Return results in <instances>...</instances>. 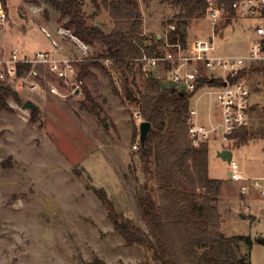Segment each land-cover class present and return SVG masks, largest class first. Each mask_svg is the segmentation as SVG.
<instances>
[{
  "label": "rangeland",
  "instance_id": "1",
  "mask_svg": "<svg viewBox=\"0 0 264 264\" xmlns=\"http://www.w3.org/2000/svg\"><path fill=\"white\" fill-rule=\"evenodd\" d=\"M81 1L88 24L110 31L113 21L106 8L101 4L95 11L91 0ZM138 1L146 42L156 41L155 34L165 33L168 20L180 8L171 0ZM3 9L6 20L0 24L2 50L14 49L18 56H31L46 49L57 51L51 37L41 30L43 25L55 37L52 21L59 24L65 21L50 1L6 0V9ZM255 22L257 19L236 11L229 23L224 18L213 29L204 13L189 21L186 42L213 35L218 54L245 55L254 37L251 25ZM68 33L64 32L58 39L57 46L66 58L78 62L87 57L97 58L100 44L86 46L85 51L77 50ZM96 62L100 63V59ZM102 64L108 66L107 61ZM99 65L89 66L90 73L81 78L79 94L71 93L62 82L52 79L66 93V96L56 95L58 101L52 102L38 93L43 88L19 90L17 93L23 102L29 99L39 109L34 123L29 121V109H22L11 98L8 103L13 111L0 112V264H86L92 256L106 264H141L148 254L141 245H124L91 188L103 187L114 208L145 229L134 203L138 196L137 169L130 154L134 138L130 139L127 134L130 121L132 131L134 125L137 130L140 121L133 116L135 109L114 93L108 75ZM44 69L36 68L41 85L45 84ZM156 75L162 86L173 85L164 73L156 72ZM246 77L250 103L264 105V91L254 89L257 82L264 83V71ZM142 79L143 75L136 72L138 85ZM113 83L118 85L115 77ZM85 89L91 101L85 98ZM39 94L41 99L45 98L46 106L37 97ZM107 97H113L114 102L110 100L113 103L108 104ZM196 98H200L198 104ZM190 101L204 116L208 114L205 116L207 127L211 121L214 124L220 121L217 101L208 94L207 87H201ZM110 104L118 124L117 128H108L104 137L110 141L103 145L101 128L106 121L112 124L107 112ZM251 121L256 132L246 143L237 145L223 139L221 131L210 135L208 173L221 180L217 206L223 233L250 236L252 243H240L237 254L246 256L251 264H264V197L255 189L241 194V182H229V162L218 155L223 149H229L231 159L241 164L244 176L264 177V135L261 131L257 133L264 125V111L250 116ZM140 174L143 175L141 166Z\"/></svg>",
  "mask_w": 264,
  "mask_h": 264
},
{
  "label": "trees",
  "instance_id": "2",
  "mask_svg": "<svg viewBox=\"0 0 264 264\" xmlns=\"http://www.w3.org/2000/svg\"><path fill=\"white\" fill-rule=\"evenodd\" d=\"M65 18L64 25L84 44H100L96 62L84 58L78 62V78L89 72L90 65H99L108 75L113 91L132 106L142 120L150 123L144 145L137 153L144 175L143 193L136 197V207L145 229L132 219L118 212L103 187H91L104 206L113 231L121 235L124 245H141L148 252L141 264H251L246 256L237 254L240 243L251 244L248 235L227 236L221 231V214L217 206L221 180L208 173V144L194 146L187 132V114L190 98L206 84H217L219 80L202 77L194 92L179 90L175 86L164 87L157 75L142 71L136 61L142 51L151 55L161 39L146 42L142 32V13L138 0H91L95 11L100 5L106 8L113 27L105 32L98 25L88 24L82 11L81 0H48ZM225 9L227 23L235 17L233 3L238 0H215ZM6 9V0H0ZM180 11L169 19L176 29L168 33L170 42L186 44V30L180 25L201 17L205 13L207 0H171ZM107 61L108 66L102 63ZM29 64L18 66V71H28ZM264 71V65L252 66L240 75L248 76ZM136 72L143 75L141 85L136 83ZM116 78L118 85L113 83ZM85 98L91 101L85 89ZM22 105L23 100L9 83L0 81V112H12L8 99ZM264 111V108L263 110ZM39 109L29 110V121H37ZM132 137L138 130L134 125ZM264 135V125L257 133ZM253 128L241 127L227 135L235 144L246 143L254 136ZM86 264H106L92 256Z\"/></svg>",
  "mask_w": 264,
  "mask_h": 264
},
{
  "label": "built area",
  "instance_id": "3",
  "mask_svg": "<svg viewBox=\"0 0 264 264\" xmlns=\"http://www.w3.org/2000/svg\"><path fill=\"white\" fill-rule=\"evenodd\" d=\"M233 7L235 11L257 19V22L251 25L254 37L247 54H218L213 35L197 38L190 45H182L178 40L170 42L168 33L176 29V24L172 22L167 24L165 33L159 37L161 40L156 51L149 55L141 48L142 54L136 59L144 71L160 70L177 89L188 93L196 90L202 77L219 80L217 84L203 85L207 87L208 94L213 95L217 101L219 123L207 127L199 120L196 108L191 105L188 108L187 132L194 146L207 142L215 131H221L223 139H227V135L233 130L250 125V90L245 84L246 75L241 76L240 73L252 66L264 65V0H238L233 3ZM205 14L210 18L214 29L220 20L225 18V9L215 0H207ZM5 20V11L0 3V24ZM42 30L50 36L45 29ZM64 32L66 31L63 29L59 30L62 35ZM51 43L56 50L58 43L54 40ZM79 47L80 50H86V46L81 43ZM77 62L78 60L57 56L54 50L38 51L31 56H18L14 49L0 51V81L9 83L16 91L24 87L31 91L46 88L50 94L66 96V93L59 90L60 85L52 79L62 82L71 93L79 92L83 80L78 78ZM23 64H29L30 68L28 71L19 72L18 66ZM37 66L45 68L47 72L46 77H42L45 84H40L35 69ZM261 89L264 91V83L261 84ZM133 116L135 120H142L138 111L134 110ZM138 147L139 143L132 145L133 150ZM228 177L230 181L241 182V194L255 189L264 197V177L244 176L239 162L230 160Z\"/></svg>",
  "mask_w": 264,
  "mask_h": 264
},
{
  "label": "crops",
  "instance_id": "4",
  "mask_svg": "<svg viewBox=\"0 0 264 264\" xmlns=\"http://www.w3.org/2000/svg\"><path fill=\"white\" fill-rule=\"evenodd\" d=\"M138 3H139V1H138ZM139 8H140V6H139ZM142 13V12H141ZM49 19V18H48ZM48 19H44V21H46V20H48ZM66 21V20H65ZM65 21L64 22H60V23H62V24H59L58 23V21H56V22H53L52 21V27L54 28V31H55V37H53V35L51 34V32L46 28V27H44L43 25L41 26V30L42 29H45L48 33H49V35H50V37H51V41L52 40H54V41H56L58 44H59V40L58 39H60L61 37H63V35L62 34H60L59 33V30H64V31H66V33L67 32H69L68 34H69V36L71 37V39H72V43L75 45V47L77 48V50H80V47H79V45H80V43L81 44H83V45H85V46H89V45H86V44H84L83 42H81L73 33H72V31H71V28H69V27H67V26H65L64 25V23H65ZM143 23H144V19H143V14H142V25H143ZM186 28H187V26H186ZM51 30V29H50ZM43 31V30H42ZM144 33H146L145 31H144ZM46 35V34H45ZM145 35V34H144ZM47 36V35H46ZM155 36H156V39H159V37H160V35L159 34H155ZM187 44H191V43H189V42H186ZM52 44V43H51ZM53 46V45H52ZM57 51H59L60 49L59 48H57L56 49ZM0 51H4V50H2L1 48H0ZM57 51H55V54L57 55V56H66L65 54H63L62 53V51H59L58 53H57ZM60 54V55H59ZM37 67H39V68H42V67H40V66H37ZM37 67H35V69L37 68ZM37 71V70H36ZM151 72H153V71H151ZM156 72H161L160 70H156V71H154L153 72V74L154 75H156ZM47 73V72H46ZM90 73V72H89ZM88 73V74H89ZM87 74V75H88ZM87 75H86V77H87ZM165 76V75H164ZM247 78V77H246ZM261 84H262V82H257L256 84H255V87H254V89L256 90L257 88H261ZM24 89V88H23ZM21 90V89H20ZM19 91V90H18ZM17 91V92H18ZM42 91L43 92H38V93H42L44 96H46V98L47 99H49V100H52V102L53 101H58V98H56V95L55 94H50L49 92H48V90L46 89V88H43L42 89ZM80 93V91L79 92H77V93H75V94H79ZM55 96V97H54ZM57 96H60V95H57ZM194 96V95H193ZM193 96H191V98L193 97ZM37 97H39L40 98V94L39 95H37ZM191 98H190V100H191ZM27 99V98H26ZM27 100H29V99H27ZM40 100H42L41 102L44 104V102H45V98H43V99H41L40 98ZM110 100H112L113 102H114V100H113V97L111 98V97H107V103L109 104L110 102H112V101H110ZM199 100H200V98H196V102H197V104H198V102H199ZM15 102V101H14ZM112 102V103H113ZM196 104V105H197ZM45 105V104H44ZM111 105V104H110ZM190 105H191V101H190ZM46 106V105H45ZM262 107H264V105H261L260 103H255V104H252V109H251V112H250V114H249V117L251 116V117H254L255 116V114L257 113V112H259V111H262L263 110V108ZM112 105L111 106H109L108 105V116H109V119H110V117L112 118V124L110 125V123L109 122H105L104 124H103V127L101 128V131H100V141L103 143V145H104V143H107V142H109L110 140H107V139H105V137H104V135H106V133H108V128L110 127V126H112L113 128H114V126L117 128V122L115 121V117L114 116H116L115 114H114V112L112 111ZM196 108H197V112H198V118H199V120L202 122V123H204V124H206V117L205 116H207L208 117V114L207 115H203L202 113H200L199 112V110H198V106H196ZM107 109V108H106ZM129 121H130V119H129ZM210 122V121H209ZM216 122H218L219 123V121L217 120ZM252 123H253V121H251V123H250V125L248 126V128H253L252 127ZM210 124L211 125H213L214 123L211 121L210 122ZM207 125V124H206ZM137 130H138V125H137ZM127 134L129 135V138L131 139V136H132V122L130 121V125H129V127H128V129H127ZM135 143H139V140H138V134H137V137L133 140V142H132V144H131V147H132V145L133 144H135ZM109 144V143H108ZM130 154L132 155L133 154V159H134V162H135V164L133 165L136 169H137V172H136V181H138V183H137V189H138V195H140V194H142L143 193V190L141 189V186H142V184H143V182H144V180H145V178H144V175H141L140 174V166H141V162H140V158H139V155H138V153H137V150H133L132 148L130 149ZM135 157H137L136 158V160H135ZM137 161V162H136ZM228 174V173H227ZM229 182H231V181H229ZM219 197V196H218ZM132 199H133V197H132ZM134 203H135V205H136V201H134ZM221 225H222V222H221ZM221 231L223 232V229H222V226H221Z\"/></svg>",
  "mask_w": 264,
  "mask_h": 264
},
{
  "label": "water",
  "instance_id": "5",
  "mask_svg": "<svg viewBox=\"0 0 264 264\" xmlns=\"http://www.w3.org/2000/svg\"><path fill=\"white\" fill-rule=\"evenodd\" d=\"M186 30V25L185 24H181L180 25V32L181 33H184ZM77 93V91H76ZM35 107V105L31 102V100H25L23 102V104L21 105V108L22 109H33ZM149 127H150V123L148 121H145V120H140V123L138 125V140H139V144L142 146L144 145L145 141H146V138H147V134H148V131H149ZM218 155L230 162L231 160V157H232V152L229 150V149H223L222 151H220L218 153ZM94 185H98V182H94L93 183Z\"/></svg>",
  "mask_w": 264,
  "mask_h": 264
}]
</instances>
